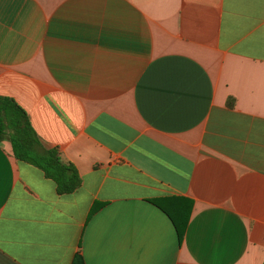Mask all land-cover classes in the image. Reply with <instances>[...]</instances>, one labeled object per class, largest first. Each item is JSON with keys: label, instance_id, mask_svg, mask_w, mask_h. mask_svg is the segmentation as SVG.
<instances>
[{"label": "crops", "instance_id": "crops-1", "mask_svg": "<svg viewBox=\"0 0 264 264\" xmlns=\"http://www.w3.org/2000/svg\"><path fill=\"white\" fill-rule=\"evenodd\" d=\"M0 96V264H264V0H0Z\"/></svg>", "mask_w": 264, "mask_h": 264}, {"label": "trees", "instance_id": "trees-1", "mask_svg": "<svg viewBox=\"0 0 264 264\" xmlns=\"http://www.w3.org/2000/svg\"><path fill=\"white\" fill-rule=\"evenodd\" d=\"M227 104L231 105V100ZM3 139L8 141L16 160L36 167L52 181L57 194H67L78 187L80 179L73 165L56 148L42 146L24 110L11 98L0 96V141Z\"/></svg>", "mask_w": 264, "mask_h": 264}]
</instances>
